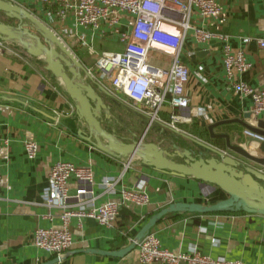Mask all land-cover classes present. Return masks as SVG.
I'll return each instance as SVG.
<instances>
[{
    "label": "crops",
    "instance_id": "crops-1",
    "mask_svg": "<svg viewBox=\"0 0 264 264\" xmlns=\"http://www.w3.org/2000/svg\"><path fill=\"white\" fill-rule=\"evenodd\" d=\"M4 1L22 7L46 24L73 53L80 63L81 77L91 83L108 110L101 113L104 129L125 142L142 138L157 143L146 138V129L140 133L129 127L131 118L128 112L137 116L136 122L141 126L146 117L135 112L118 91L115 95L108 94L109 81L94 68L95 58L102 51H122L124 44L120 41V34L130 30L133 15L119 11L116 24L102 21L97 28H91L77 25L72 10L59 19L55 14L59 7L56 0L50 5L38 0ZM216 1L222 11L219 19L209 20L197 9L191 14L192 26L209 29L215 36L206 42H198L189 30L182 40L179 58L190 71L185 85L189 105L171 107L165 104L160 110L159 116L165 122L170 121L171 115L185 118L175 122L178 130L166 123H157V131L166 134L165 143L160 142L163 148L171 147L172 142L181 148H197L191 141L194 138L225 149L223 138L210 136L209 124L233 119L215 126L214 133H227L231 142L242 143L248 136H245V128L240 122L256 125L257 119L261 118L253 114L249 96L230 88L222 61L223 43L218 35H227L233 51L242 50L252 64L243 73L235 72L234 79L255 89L264 88V49L256 42L258 38L264 39V0ZM0 20L12 26L19 25L17 19L7 17L2 10ZM22 23L29 31L38 34L33 23L27 19ZM164 27L173 30L171 25L165 24ZM245 38L249 40L244 42ZM5 44L8 51L0 55V264H46L55 258L33 245V234L38 227H62V208L57 205L48 207L43 203V194L48 190V173L57 160L92 169V181L69 177L66 200L69 204L75 202L74 195L79 188H85L88 197H92L96 204H102L107 200L118 201L122 187L143 183L149 202L143 206H121L110 226L100 225L88 217L81 221L71 218L68 230L73 243L52 264H142L135 246L122 257L98 251L127 247L128 239L135 237L152 215L171 203L212 205L227 197L213 183L155 169L143 164L137 156L106 153L94 142L84 140L79 131H87V125L78 117L75 102L66 93L60 79L45 68L42 58L31 55L16 41L7 40ZM170 57V54L156 49L149 53L150 60L162 66L168 65ZM108 113L111 119L107 117ZM202 129L208 131L206 135L198 133ZM26 140L38 144L36 156L32 159L25 152ZM249 151L263 154L250 150V147ZM128 161L129 167L124 170L123 164ZM118 177L114 191H105L106 188L100 185L106 178ZM151 231L163 247L174 252H187L194 244L202 254L213 258L264 264V215L261 214L172 211L164 214L147 232ZM148 264L162 263L153 261Z\"/></svg>",
    "mask_w": 264,
    "mask_h": 264
},
{
    "label": "built area",
    "instance_id": "built-area-1",
    "mask_svg": "<svg viewBox=\"0 0 264 264\" xmlns=\"http://www.w3.org/2000/svg\"><path fill=\"white\" fill-rule=\"evenodd\" d=\"M50 5L54 0H38ZM59 3L55 14L59 19L72 10L75 23L80 26L97 28L102 21L109 25L118 22L117 12L123 11L134 16L132 26L128 32L120 34V41L124 47L122 51L105 50L97 55L94 61L96 68L109 81L108 94L121 93L130 107L137 113L148 118V127L155 121L166 123L177 129L175 122L185 119L180 115H171L170 121L165 122L159 112L165 104L171 107H186L189 98L185 92L190 71L188 66L179 58V51L186 32L192 30L198 42H206L213 34L209 29L194 27L190 23L193 9L209 20H217L222 11L216 0H56ZM171 25L173 30L164 27ZM222 40V61L226 78L230 88L235 92L252 99V112L264 119V88L255 89L242 81L234 79V73H243L251 68L242 50L233 51L227 35H218ZM249 38L243 39L247 42ZM258 46L264 49V39L256 40ZM170 54L167 66L153 63L149 58L151 50ZM8 46L0 40V55H5ZM89 72V76L96 80ZM98 80V79H97ZM178 130V129H177ZM245 136H253L263 140L245 129ZM27 157L36 156L38 144L33 140L24 141ZM130 161V160H129ZM126 162L124 170L129 167ZM123 173V172H122ZM120 174V176L122 175ZM70 176L76 179L92 181V169L89 166H76L72 162L57 160L48 173V190L43 194V203L48 207L62 208V227H38L33 234V245L48 254L60 257L67 252L73 239L68 224L71 218L81 221L83 217L92 218L100 225L110 226L117 218L119 209L123 205L143 206L149 202V194L145 184L134 187H122L118 201L107 200L96 204L92 197L87 196L85 188H79L74 195L75 202L69 204L67 181ZM119 176V177H120ZM106 178L100 183L105 191H114V185L119 179ZM137 250L138 260L142 264L158 261L162 264H244L240 259H226L224 257H210L202 254L196 245H190L187 252H174L161 245L154 232H147L140 239L131 237Z\"/></svg>",
    "mask_w": 264,
    "mask_h": 264
},
{
    "label": "water",
    "instance_id": "water-1",
    "mask_svg": "<svg viewBox=\"0 0 264 264\" xmlns=\"http://www.w3.org/2000/svg\"><path fill=\"white\" fill-rule=\"evenodd\" d=\"M0 10L9 18L18 20L19 25L12 26L0 20V40H12L22 45L28 53L38 56L45 62V68L60 79L68 96L75 102L78 117L87 125V131H79L86 141H92L100 150L113 155L137 156L143 164L155 169L177 175H190L217 185L227 197L212 205L175 202L152 215L135 235L140 239L161 217L172 211L217 212L222 210H243L247 213L264 215V119H257L256 125L240 122L252 133L262 136L263 140L248 136L242 143L231 142L227 133H214V127L231 120H220L207 126L212 138H223L225 149L191 139L194 144L207 149L181 148L172 142V152L153 141L118 139L101 125V113L105 104L91 83H86L78 71L80 63L59 37L43 22L27 10L10 1L0 0ZM27 19L35 25L38 32L32 33L22 23ZM107 116V115H106ZM247 116V115H245ZM110 117L109 113L108 116ZM170 141V140H168ZM244 144V145H242ZM261 151L263 154L249 151ZM177 157V158H175ZM134 248L131 242L125 248L112 251H98L110 256L122 257ZM53 258L46 264L56 262Z\"/></svg>",
    "mask_w": 264,
    "mask_h": 264
},
{
    "label": "rangeland",
    "instance_id": "rangeland-1",
    "mask_svg": "<svg viewBox=\"0 0 264 264\" xmlns=\"http://www.w3.org/2000/svg\"><path fill=\"white\" fill-rule=\"evenodd\" d=\"M128 113H129L130 118H131L130 119L131 121H129V123H128L129 127L134 131L139 130V132L142 133L143 130H145L147 127L148 118L146 117V119L144 120V122L141 126V124L136 122V121H138L137 116H135V114H132L130 112H128ZM109 118L111 119V115ZM157 128H158V124H157V122L154 121L152 123V125L150 127H148V129L146 130V133H147L146 138L154 139L157 141V143H160V142L165 143L164 139H165L166 134L160 133L159 131H157ZM169 135H171V133H169ZM195 146H198V148L207 152V149H205V147H203L202 145H199V144L197 145L195 143Z\"/></svg>",
    "mask_w": 264,
    "mask_h": 264
},
{
    "label": "trees",
    "instance_id": "trees-1",
    "mask_svg": "<svg viewBox=\"0 0 264 264\" xmlns=\"http://www.w3.org/2000/svg\"><path fill=\"white\" fill-rule=\"evenodd\" d=\"M194 131H197V130H194ZM207 130L206 129H202L200 130L198 133L201 134V135H206L207 134ZM243 211V210H242ZM241 210H235V211H232V210H222V211H217L215 213H222V212H235V213H239V212H242ZM245 212V211H244ZM178 215V214H177Z\"/></svg>",
    "mask_w": 264,
    "mask_h": 264
},
{
    "label": "flooded vegetation",
    "instance_id": "flooded-vegetation-1",
    "mask_svg": "<svg viewBox=\"0 0 264 264\" xmlns=\"http://www.w3.org/2000/svg\"><path fill=\"white\" fill-rule=\"evenodd\" d=\"M165 148H166L169 152H172V151H173L172 147L165 146ZM175 158H176V157H175Z\"/></svg>",
    "mask_w": 264,
    "mask_h": 264
}]
</instances>
